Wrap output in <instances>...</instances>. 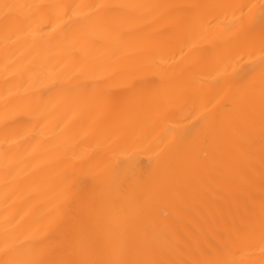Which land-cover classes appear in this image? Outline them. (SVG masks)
Listing matches in <instances>:
<instances>
[{
	"label": "bare ground",
	"instance_id": "bare-ground-1",
	"mask_svg": "<svg viewBox=\"0 0 264 264\" xmlns=\"http://www.w3.org/2000/svg\"><path fill=\"white\" fill-rule=\"evenodd\" d=\"M0 264H264V0H0Z\"/></svg>",
	"mask_w": 264,
	"mask_h": 264
}]
</instances>
